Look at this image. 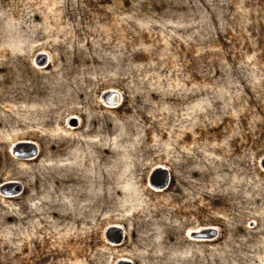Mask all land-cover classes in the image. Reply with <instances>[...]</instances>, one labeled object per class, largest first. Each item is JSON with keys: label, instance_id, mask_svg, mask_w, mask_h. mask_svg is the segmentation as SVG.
Segmentation results:
<instances>
[{"label": "rangeland", "instance_id": "rangeland-1", "mask_svg": "<svg viewBox=\"0 0 264 264\" xmlns=\"http://www.w3.org/2000/svg\"><path fill=\"white\" fill-rule=\"evenodd\" d=\"M3 184L0 264H264V0H0Z\"/></svg>", "mask_w": 264, "mask_h": 264}, {"label": "water", "instance_id": "water-1", "mask_svg": "<svg viewBox=\"0 0 264 264\" xmlns=\"http://www.w3.org/2000/svg\"><path fill=\"white\" fill-rule=\"evenodd\" d=\"M113 95H117V93H113ZM117 103H118V100L115 101V104H117ZM26 144H28V143H26ZM30 145H32V144H30ZM13 153H14V155H17V152H15L14 150H13ZM34 156H35V151H34L33 146H29V148H27V150L25 152H23V158H32ZM10 184H13V183H10ZM166 184H167V178L165 179V181L160 186H158L156 188L163 189L166 186ZM5 186H6V184H3V185L0 186V191L3 192L4 194L7 193L8 195H10L9 193H12V192L16 193L17 192L16 190L12 191L10 188H8L9 190H7V188L4 190ZM12 187H14V186L12 185ZM191 237L198 238V239L199 238L200 239L206 238V237L202 236L200 233H195V232H193L191 234Z\"/></svg>", "mask_w": 264, "mask_h": 264}, {"label": "bare ground", "instance_id": "bare-ground-1", "mask_svg": "<svg viewBox=\"0 0 264 264\" xmlns=\"http://www.w3.org/2000/svg\"><path fill=\"white\" fill-rule=\"evenodd\" d=\"M115 93V92H114ZM111 100V105H109L110 106V108L112 107V106H114V104H115V101L118 99V97L117 96H115V95H111V98H110ZM104 103V102H103ZM116 106V105H115ZM195 239H197L198 240V238H195Z\"/></svg>", "mask_w": 264, "mask_h": 264}, {"label": "flooded vegetation", "instance_id": "flooded-vegetation-1", "mask_svg": "<svg viewBox=\"0 0 264 264\" xmlns=\"http://www.w3.org/2000/svg\"><path fill=\"white\" fill-rule=\"evenodd\" d=\"M168 182V181H167Z\"/></svg>", "mask_w": 264, "mask_h": 264}]
</instances>
